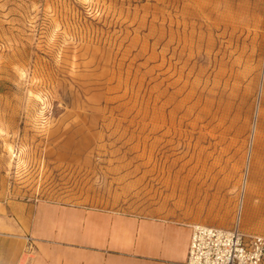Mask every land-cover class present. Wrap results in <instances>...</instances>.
<instances>
[{
  "label": "rangeland",
  "instance_id": "1",
  "mask_svg": "<svg viewBox=\"0 0 264 264\" xmlns=\"http://www.w3.org/2000/svg\"><path fill=\"white\" fill-rule=\"evenodd\" d=\"M263 158L264 0H0V217L51 201L264 236Z\"/></svg>",
  "mask_w": 264,
  "mask_h": 264
},
{
  "label": "crops",
  "instance_id": "2",
  "mask_svg": "<svg viewBox=\"0 0 264 264\" xmlns=\"http://www.w3.org/2000/svg\"><path fill=\"white\" fill-rule=\"evenodd\" d=\"M255 159L257 152L253 167ZM8 212L0 217L7 237L0 238V264H16V246L27 239L30 264H185L191 238L192 223L173 218L51 201L14 203Z\"/></svg>",
  "mask_w": 264,
  "mask_h": 264
},
{
  "label": "built area",
  "instance_id": "3",
  "mask_svg": "<svg viewBox=\"0 0 264 264\" xmlns=\"http://www.w3.org/2000/svg\"><path fill=\"white\" fill-rule=\"evenodd\" d=\"M239 223L238 216L230 228L191 224L185 264H264V236L243 232Z\"/></svg>",
  "mask_w": 264,
  "mask_h": 264
},
{
  "label": "bare ground",
  "instance_id": "4",
  "mask_svg": "<svg viewBox=\"0 0 264 264\" xmlns=\"http://www.w3.org/2000/svg\"><path fill=\"white\" fill-rule=\"evenodd\" d=\"M202 7H203V6H202ZM202 7H201V8H202ZM159 107H160V106H159ZM184 110H185V109H184ZM185 116H186V115H185ZM182 117H183V116H182ZM182 117H181V118H182ZM233 118H234V117H233ZM161 119H162V118H161ZM184 119H185V118H184ZM196 119H197V118H196ZM226 119H227V118H226ZM161 121H162V120H161ZM181 121H182V119H181ZM178 122H179V121H178ZM180 124H181V123H180ZM187 126H188V125H187ZM169 127H170V125H169ZM169 127H168V128H169ZM180 127H181V126H180ZM255 128H256V126H255ZM158 130H159V132L162 130V129H161V126H159ZM169 130H170V129H169ZM253 131H255L254 128H253ZM161 133H162V132H161ZM161 133L159 134V136H161ZM170 133H171V132H170ZM162 134H163V133H162ZM255 136H256V135H255ZM161 137H162V136H161ZM257 137H258V136H257ZM252 138H253V137H252ZM259 138H260V137H259ZM170 140H171V138H170ZM252 143H253L252 146H254V147L256 148V147L258 146L259 141H258V140L256 141V139H252ZM252 143H251V144H252ZM255 148H254V149H255ZM252 149H253V148H252ZM254 149H253V154H256V152L254 151ZM251 157H252V155L250 156V159H251ZM250 159H249V163H248V168H249L250 166H251L250 168H252V166H253L252 159H251V160H250ZM248 168H247V172H248ZM219 169H220V168H219ZM213 171H215V170H213ZM220 172H221V171H220ZM217 173H218V172H217ZM212 177H213V176H212ZM213 178H214V177H213ZM215 180H216V178H215ZM184 181H185V180H184ZM212 182H213V181H212ZM216 182H217V181H216ZM244 183H245V182H244ZM245 185H246V184H245ZM218 187H219V186H218ZM218 189H219V188H218Z\"/></svg>",
  "mask_w": 264,
  "mask_h": 264
}]
</instances>
